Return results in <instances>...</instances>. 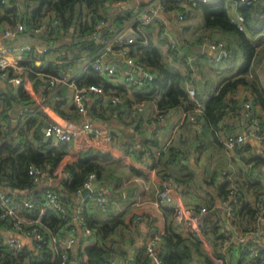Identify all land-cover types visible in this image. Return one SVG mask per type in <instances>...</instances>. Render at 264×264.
<instances>
[{
    "label": "crops",
    "instance_id": "0c3cea01",
    "mask_svg": "<svg viewBox=\"0 0 264 264\" xmlns=\"http://www.w3.org/2000/svg\"><path fill=\"white\" fill-rule=\"evenodd\" d=\"M141 1L148 3L153 0ZM191 1L180 4L183 20H179L177 12L171 9L161 14V20L149 25H140L141 8L137 1L131 0L125 6H118L117 0L108 2V21L102 24L96 40L102 45L103 39L126 35L137 39L134 45H154L161 63L186 77L185 87L189 93V101L166 110L158 106L161 92L150 84L140 90L127 85L128 76H143L140 70L126 62L127 58L134 57L141 63L138 56H133L136 48L133 55L131 53L133 44L127 46V53H120L117 48L109 51L102 46L95 53H89L69 47L73 42L85 41L77 39L73 31L60 30L57 33L51 25H46L39 33L28 30L15 40L4 39L0 43V55L11 64L9 72L23 78L19 85L0 78V111L3 110L5 96L14 98L11 106H5L9 119L4 130L10 127L16 130L29 124L28 137H33L39 129L44 141H51L54 145L59 143L45 136L47 122H55L65 128H77L90 122L103 131L100 138L81 136L70 141L72 143L68 146L96 160L100 175L95 179L101 188L94 193H103L110 200L109 210L102 212L92 199H88L84 208L88 221L98 226L118 223L115 230L106 236L97 234L95 230L86 234L79 227L70 264H79L77 251L92 245L111 248L116 264H142L147 242L155 234L162 237L170 229L191 244V264H221L220 254L223 264H241L244 256L236 247H225L224 238L247 229L251 230L249 238L264 251V219L256 230L253 216L240 212L242 205L247 210H254L257 199H264V145L249 135L253 126L245 107L246 102H251L264 126V0H256L252 4L259 6L253 9L248 24L245 23L244 34L253 47L244 75L247 83L239 86L236 93L227 95L228 106L215 127L204 115L205 103L225 81L239 77L246 64V48L235 34L207 29L202 10ZM224 3L229 18L240 13L236 0H224ZM21 4L22 0L16 1L19 12L23 10ZM119 12L124 13L127 19L123 26L117 28L113 17ZM53 17L43 15L36 25ZM9 26L12 25L2 22L0 34ZM164 31L166 37H162ZM220 41L225 43L224 49L210 44ZM21 46H31L35 52L47 49V52L43 55L19 52L17 48ZM238 51L243 53V61L236 59ZM94 54L101 55L105 62L114 63L117 75L105 81L100 79L97 85H103L105 94H90L85 99L86 111L79 112L73 103L75 85L93 84L89 80L95 72L91 67L82 70V66ZM57 61L63 64L62 69L72 70L74 84H66L54 92L44 70L37 71L35 67L45 68L48 63L57 65ZM145 66L148 73L157 77L151 67ZM20 91L24 96L19 94ZM138 93L146 98H139ZM115 95L121 100L117 105L110 101V97ZM139 106L143 107L141 112L137 110ZM242 133L247 134V139L240 149L230 150L225 146L226 137ZM106 135L112 139L108 140ZM33 142L37 144V141ZM166 183L170 184L171 193L182 204L197 209L207 208V212L200 215L201 224H184L173 210L155 206L154 202ZM50 185L59 186L53 181ZM230 190L235 192V197ZM82 197L81 194L68 196L66 202L72 215L76 214ZM231 205L234 206L233 218L228 219L226 212ZM20 214L25 217L21 210ZM201 228L204 233H201ZM43 231L51 232L45 226ZM222 234L224 238L216 239V235ZM13 235L22 239L24 248L36 255L40 253L33 238L17 233L8 222L0 225V241L6 243ZM199 240L198 247L192 245Z\"/></svg>",
    "mask_w": 264,
    "mask_h": 264
},
{
    "label": "trees",
    "instance_id": "16d2710c",
    "mask_svg": "<svg viewBox=\"0 0 264 264\" xmlns=\"http://www.w3.org/2000/svg\"><path fill=\"white\" fill-rule=\"evenodd\" d=\"M16 1L8 0V3L4 4L3 0H0V24L8 22L14 25L16 20L20 19L28 26H36V22H39V19L47 14L54 16L59 21L58 27L53 28L54 31L59 33L62 30L69 33L73 28V34L76 35L77 39H83L92 38L95 31L97 34L100 32L101 29L96 30L97 24L108 21L106 5L115 0H22L23 10L21 12L17 9ZM191 4L202 10L207 29L235 34L241 38L242 44L246 48V64L241 69L239 77L225 81L219 91L205 103L204 115L209 123L215 127L225 114V109L228 106L227 95L236 93L239 86L247 83L244 75L253 55V47L248 43L244 32L238 30L230 21L224 0L214 3L193 0ZM258 6V4L247 6L239 3L238 10L244 16L246 24L252 18L253 9L258 8ZM167 8L169 10L180 8V5L169 2ZM126 19L127 16L119 12L113 17L114 26L117 28L123 26ZM27 21L35 23H27ZM96 40L97 38H92L77 44L73 42L69 47L95 53L102 46ZM135 48L137 52L133 55ZM131 53L133 56H138L141 63L151 67L156 73L157 77L153 81H147L144 87L150 84L154 89L161 92L158 100V106L161 110L189 101V93L185 87L186 77L163 65L160 61V54L154 45L151 43L145 46L140 43L133 44L131 45ZM62 67H64L63 64L48 63L45 68L39 66L35 67V70L43 69V73L50 78L56 76ZM94 74H91L89 83L98 84L100 78L95 77ZM19 94L24 96L22 91ZM137 95L141 99L146 98L143 94L138 93ZM3 102V110L0 111V187L3 191L16 200H38L44 190L50 187L56 190L61 200L67 204L68 196L78 194L90 174H95L96 177L100 175V167L96 160L87 157L75 147L68 146L72 142L57 145L52 144L51 141L45 142L39 129L35 131L33 137H28L29 124L20 126L16 130L11 127L9 130H4L5 122L9 119L8 109L5 106H11L14 103V98L5 96ZM189 108L192 106L190 105ZM33 140L37 141V144ZM31 166L46 169L47 176L39 182L34 181L29 175ZM52 181L58 183L59 186L50 185ZM257 209L258 207L254 210H247L246 206L242 205L240 212L242 214L250 213L254 217L257 214ZM20 210L27 219L41 218V229L44 230L45 226L51 230V232H46L47 237L56 233L64 225V220L59 218L53 210L43 209L39 204L33 208L22 206ZM84 218L87 227L95 230L97 234L105 236L111 234L118 223L113 222L102 226L91 224L86 212ZM200 231L204 233L203 228ZM249 231L251 232L250 229ZM224 236V234L219 237L216 235V239H222ZM162 238L163 248L160 255L165 264H191L193 261L191 244L181 234L170 229L164 232ZM200 243L199 240L192 245L198 247ZM231 246L238 248L241 256L246 255L244 246L238 244ZM72 253H74L73 250L70 252V259ZM112 253L113 250L107 246L92 245L77 251L76 254L79 264H111L114 259ZM219 258L222 259L221 264H223L224 259L221 254ZM57 262V256L48 244H45L37 255L26 248L14 254L8 250L5 242L0 241V264H57Z\"/></svg>",
    "mask_w": 264,
    "mask_h": 264
},
{
    "label": "built area",
    "instance_id": "2783aa9c",
    "mask_svg": "<svg viewBox=\"0 0 264 264\" xmlns=\"http://www.w3.org/2000/svg\"><path fill=\"white\" fill-rule=\"evenodd\" d=\"M130 1L131 0H117L116 4L118 6H125ZM134 1H137L138 6L141 8L138 18L140 25H149L153 22L161 20V14L169 11V9L167 8L169 2H175L179 5L186 2V0H153L148 3H143L141 0ZM210 1L212 0H202L203 3H209ZM236 1L243 5L249 6L252 5L256 0ZM3 3L7 4L8 0H3ZM173 10L177 12L179 20L184 19L183 10L179 8H175ZM230 21L238 28V30L245 32V18L242 14L239 13L233 17H230ZM102 24V22L98 23L96 30H100ZM46 25H51L53 28H57L59 25V21L55 17H53L52 19L47 20L44 24L28 26L24 21L18 19L16 20L14 25L6 27L2 30V33L0 34V43L4 39L15 40L26 33L28 30H31L34 33H39L43 28H45ZM166 36L167 33L165 31L162 32V37ZM92 38H98L97 31L93 33ZM136 42V38L126 35L119 36L111 40H101L103 49L112 51L113 49L117 48L120 53H127V46ZM210 44H212L213 46L217 45L223 49L225 48V43L223 41H220L217 44H215V42H210ZM172 46H174V43ZM17 50L19 52H33L37 54L40 53L41 55L47 52V49H44L40 52H35L34 48L31 46H21L18 47ZM7 52L8 50H5V53ZM126 62L132 68L136 67L143 73L142 77L128 76L126 78V83L128 86L134 89H141L142 87H144L147 81L150 82L154 80V75L152 73H148L146 71V66L142 63H139L134 57L127 58ZM10 65V62L5 58V56L0 55V78L6 79L7 81L17 85L21 84L23 78L19 75H13L12 73H10L8 70V67ZM87 67H91L96 75L104 81L117 75V66L112 62L103 61L101 55L99 54H94L91 58H88V60L84 61L82 70L86 69ZM66 84H74L72 70L70 69H62L57 73L56 76L50 77L49 87L54 92L58 91L62 86ZM189 92L191 95H194L193 90H190ZM92 93L96 95L105 94L103 85H75L73 103L79 112L86 111L85 99ZM110 101L113 105H116L121 100L119 96L115 95L110 97ZM245 107L248 109V114L253 126V129L249 135L257 139L261 144L264 145L263 123L255 109L253 108L251 102H246ZM142 109V106L137 107V110L140 112L142 111ZM47 123L48 125L45 128L46 138L58 143L75 141L81 136H92L95 138H100L103 136V131L90 122H86L77 128H65L55 122ZM105 137L108 140L112 139L110 135H106ZM246 139L247 134L242 133L230 135L226 137L224 144L228 149L236 150L240 149L243 146ZM29 175L34 179V181L39 182L47 176V171L44 168L31 166L29 168ZM95 178V174H90L83 187L78 191V194H81L85 188L90 187L92 180H94ZM230 193L233 197H235V192L233 190H230ZM88 199H92L93 203L102 212H107L109 210L110 200L103 193L99 192L94 193V191H92L90 195L82 197V200L77 207L76 214L72 215L69 212L67 204L61 200L59 193L50 187L44 190L38 200H16L0 188V225L4 224L5 222H9V224H11V226L17 233L25 237L33 238L36 243L37 249L40 250L45 244H48L57 256V264H70V252L75 247L79 227H81L84 233L92 234V230L87 227L84 218V208ZM37 204H39L43 209L53 210L59 216V218L64 220V225L56 233L50 234L48 237L46 235L47 233L40 227L41 223L39 218L27 219L25 217H22V215L20 214V209L22 206L33 208ZM154 204L157 207H164L173 210L179 217H181L184 224H201L200 215L207 212V208L204 206L197 209L196 207L185 205L178 201L171 193V187L169 183H166L163 186ZM257 207V214L253 217L256 227L254 229L256 230L259 229V222L264 219L263 198L257 199ZM233 211L234 206H229L226 212V217L228 219L233 218ZM250 236L251 232L249 231V229L230 234L225 238L224 246L228 247L232 244H238L245 247L246 255L244 256V260L243 262H241V264H264V251L258 244H255V242L249 238ZM6 244L8 250L14 254L24 248L22 239L16 237L15 235L9 237L6 240ZM162 248V237L158 234H155L145 246L146 257L142 264H165L160 255ZM111 264L116 263L114 262V260H112Z\"/></svg>",
    "mask_w": 264,
    "mask_h": 264
},
{
    "label": "water",
    "instance_id": "95a60500",
    "mask_svg": "<svg viewBox=\"0 0 264 264\" xmlns=\"http://www.w3.org/2000/svg\"><path fill=\"white\" fill-rule=\"evenodd\" d=\"M71 31H73V28L71 29ZM82 40H86V39H82ZM47 125H48V123L45 124V128L47 127ZM44 132H45V130H44ZM98 188H101V185L97 184L96 179H94V180H92V183H91L90 187L85 188L82 191L81 195L83 197H86V196L90 195L92 191H94V190H96Z\"/></svg>",
    "mask_w": 264,
    "mask_h": 264
},
{
    "label": "rangeland",
    "instance_id": "374dc122",
    "mask_svg": "<svg viewBox=\"0 0 264 264\" xmlns=\"http://www.w3.org/2000/svg\"><path fill=\"white\" fill-rule=\"evenodd\" d=\"M200 17L202 18V14H200ZM203 19V18H202ZM238 61H241L243 59V53L241 52H237V58H236ZM237 61V62H238ZM243 61V60H242Z\"/></svg>",
    "mask_w": 264,
    "mask_h": 264
}]
</instances>
